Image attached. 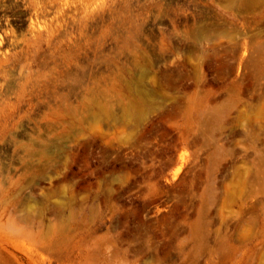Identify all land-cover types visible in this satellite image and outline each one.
Masks as SVG:
<instances>
[{
  "label": "rangeland",
  "instance_id": "obj_1",
  "mask_svg": "<svg viewBox=\"0 0 264 264\" xmlns=\"http://www.w3.org/2000/svg\"><path fill=\"white\" fill-rule=\"evenodd\" d=\"M18 3L0 264H264V0H80L50 44Z\"/></svg>",
  "mask_w": 264,
  "mask_h": 264
},
{
  "label": "bare ground",
  "instance_id": "obj_2",
  "mask_svg": "<svg viewBox=\"0 0 264 264\" xmlns=\"http://www.w3.org/2000/svg\"><path fill=\"white\" fill-rule=\"evenodd\" d=\"M58 1H60V3H61L60 5H57ZM79 2H80V0H26V4H24L25 9L21 8L19 3L17 4V6L19 8L15 12V15L19 16V19L21 17L24 18V16L29 15L30 18H31V33L34 35L33 37L41 39L44 36V33H46L47 34L46 40L50 44L55 39L59 38L60 35L61 36L67 35V33L69 32L68 29H69V25L70 24H74V25L77 24V11H78ZM71 5L73 6L72 8L71 7L67 8V9L65 8V6H71ZM4 12H6V8L0 9V16L4 15ZM23 18H22V20H23ZM24 20H25V18H24ZM1 21H3V20H1ZM1 21H0V29L2 28ZM93 24H92V26H93ZM88 27L92 28L91 25L90 26L88 25ZM22 28H23V26H22ZM44 30H45V32H44ZM83 30H84V28H83ZM86 30H87V28H86ZM89 30L90 29H88V31ZM13 32H14V30H13ZM20 33H21V30H20ZM92 34L94 35V33H92ZM16 35H18V34H16ZM16 35H14V36H16ZM3 36H5V35L3 34ZM8 37H10V36H8ZM16 37L18 38V36H16ZM0 38H1V33H0ZM4 40H5V38H4ZM2 41L0 42V68H3L5 66V63L9 60V56H7V54H6L7 53V49L6 50L3 49ZM6 43H8V42H6ZM3 45H5V44L3 43ZM13 45H15V44H13ZM7 46H10V45L8 44ZM66 76H67L68 80L71 79V80H73L74 83H76L78 81V77H76V76H73V75L68 74V73H67ZM15 84H17V83H15ZM14 90H15V88H14ZM11 93H13V92H11ZM68 98H69V95L67 93H64L62 95V100L61 101L64 102ZM68 106H69V104H68ZM76 108H77V106L69 107V108H66V109L58 108L56 113L61 114V115H72V114H74L76 112Z\"/></svg>",
  "mask_w": 264,
  "mask_h": 264
}]
</instances>
